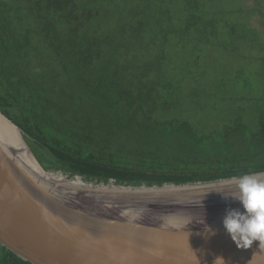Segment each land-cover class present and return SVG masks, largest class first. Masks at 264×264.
Listing matches in <instances>:
<instances>
[{"label": "trees", "instance_id": "1", "mask_svg": "<svg viewBox=\"0 0 264 264\" xmlns=\"http://www.w3.org/2000/svg\"><path fill=\"white\" fill-rule=\"evenodd\" d=\"M223 1L0 0V111L48 173L86 185L171 189L264 171V45L251 50L259 70L214 67L222 82L207 93L212 51L258 34ZM0 264L31 263L0 245Z\"/></svg>", "mask_w": 264, "mask_h": 264}, {"label": "water", "instance_id": "2", "mask_svg": "<svg viewBox=\"0 0 264 264\" xmlns=\"http://www.w3.org/2000/svg\"><path fill=\"white\" fill-rule=\"evenodd\" d=\"M238 183L130 190L57 182L0 111V245L31 264H214L217 256L264 264L258 241L237 249L223 227L239 207L231 199Z\"/></svg>", "mask_w": 264, "mask_h": 264}, {"label": "clouds", "instance_id": "3", "mask_svg": "<svg viewBox=\"0 0 264 264\" xmlns=\"http://www.w3.org/2000/svg\"><path fill=\"white\" fill-rule=\"evenodd\" d=\"M237 179L238 191L231 199L238 203L239 207L227 213L223 227L237 249L248 250L258 241V247L264 250V171L245 174ZM206 231L215 234L211 228ZM214 264L227 262L223 256H217Z\"/></svg>", "mask_w": 264, "mask_h": 264}, {"label": "rangeland", "instance_id": "4", "mask_svg": "<svg viewBox=\"0 0 264 264\" xmlns=\"http://www.w3.org/2000/svg\"><path fill=\"white\" fill-rule=\"evenodd\" d=\"M223 3L225 4L224 7H225L226 12L235 11V10L240 9L242 11V13L240 14V18H239L240 22L248 26V28L252 30L253 32H257L258 34L256 33L252 34L251 40H253V43L248 44V45H241V40L232 41L230 39L232 49L235 51V53L222 55V54L212 51V55L216 60L213 61L210 59L209 61V65L211 68L208 70L212 71L213 74L212 75L209 74L207 78L208 80L206 81L207 93L210 91L209 89L215 88L216 82H222V79L217 78L216 71L212 70L214 67L223 68L224 66H227L230 69L234 67L235 65H237L240 61H245V64H248L255 69L259 67L257 70H259L262 65V63H259L260 59L258 56V52L251 51V50L253 47H256L257 49H259L257 45L260 46V48L263 47L264 45L262 44L264 42V0H225L223 1ZM181 61H182V58H181ZM251 73L254 74L253 82L260 79L256 76L254 72H251ZM49 174L51 175V179H53L54 181L57 180V182H64V181L72 182L73 181L72 179L67 178L64 175H56V174H51V173ZM80 183L84 184L81 181ZM88 186L90 187L93 185L90 184Z\"/></svg>", "mask_w": 264, "mask_h": 264}, {"label": "bare ground", "instance_id": "5", "mask_svg": "<svg viewBox=\"0 0 264 264\" xmlns=\"http://www.w3.org/2000/svg\"><path fill=\"white\" fill-rule=\"evenodd\" d=\"M3 129L5 131V134H4L5 137L7 139H9L15 146H19L18 145L19 144V141L16 142L19 139V136L16 133H14V132L9 131L7 128H3ZM22 158L25 159L27 162L29 161L28 156L26 154H24V153L22 154ZM192 200H193V197H192Z\"/></svg>", "mask_w": 264, "mask_h": 264}]
</instances>
